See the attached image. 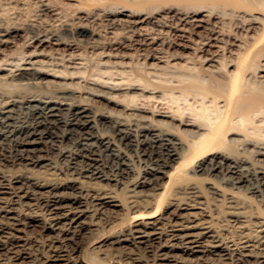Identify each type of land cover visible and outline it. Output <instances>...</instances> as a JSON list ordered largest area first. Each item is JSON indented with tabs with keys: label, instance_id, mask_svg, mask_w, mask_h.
Segmentation results:
<instances>
[{
	"label": "bare ground",
	"instance_id": "obj_1",
	"mask_svg": "<svg viewBox=\"0 0 264 264\" xmlns=\"http://www.w3.org/2000/svg\"><path fill=\"white\" fill-rule=\"evenodd\" d=\"M7 1L1 12L19 0ZM47 6L41 12H52ZM101 10L107 28L116 31L108 32L114 34L113 42L91 37L85 47L112 53L119 48L190 51L199 68L169 91L171 96L179 92L182 99L199 98V107L189 108L198 120L184 124L174 116L157 119L152 112L145 115L125 105L98 108L94 97L113 89L79 82L72 89L47 78L55 74L36 68L17 66V71L0 75V264H214L211 255L219 264H264V218L251 219L257 213L252 202L264 212V154L256 145L259 136L250 133L253 114L264 109V85L246 76L264 67V0H119ZM206 10L208 18L219 11L226 16L227 10L261 14L260 28L253 30L255 18H235L232 24L199 19ZM125 11H130L127 23L109 19ZM91 17L73 28L60 18L54 20L58 29L2 25L0 47L23 29L26 46L38 41L75 50L83 42L81 31L90 29ZM237 28L244 32H239L243 40L237 38ZM215 58L222 72L208 85L207 76L215 74L206 73L204 64ZM229 66H234L232 72ZM140 77L145 88L158 89ZM132 90L137 88L123 93ZM219 102H224L223 109ZM202 182L204 190L198 184ZM241 195L248 204L237 199ZM119 197L129 212V223L120 228L116 221L125 207ZM13 203L29 211L11 213L5 205ZM217 208L223 220L213 223ZM105 215L114 219L107 236L99 229ZM192 217L198 222L190 226ZM214 225L218 230L232 227L231 236L210 234L219 232ZM197 227L208 231L193 232ZM27 228L40 232L43 240L22 235ZM95 236L104 243L85 251V238ZM107 242L124 251L125 263L105 261L108 253L101 247ZM134 248L144 254L135 255Z\"/></svg>",
	"mask_w": 264,
	"mask_h": 264
},
{
	"label": "rangeland",
	"instance_id": "obj_2",
	"mask_svg": "<svg viewBox=\"0 0 264 264\" xmlns=\"http://www.w3.org/2000/svg\"><path fill=\"white\" fill-rule=\"evenodd\" d=\"M0 1V7H4L6 5V2L8 3L7 0ZM90 1L93 0H19L16 2H12L14 3V5L12 4L13 7L17 4L16 7H10L2 12L0 10V26L2 27L3 25L4 28L8 24L15 23L20 28L31 26L36 31H39V29L48 30L50 29V27L52 29L54 27H56L54 29H58L57 27L59 26L57 24H59V21H55H57V19L59 18L70 23L69 27L73 28L74 26H76V23H79V21L80 23L81 21H83V23L85 24L86 22H88V17L93 15V17L90 18L89 27L91 30L97 33V35L91 36V31L89 28L83 29L81 31L82 35L80 36V38L83 39V42H79L78 47L75 48V50L74 48L69 50L68 47L62 45L56 46L48 42L41 45L38 41L32 42L30 46H26V39H28L26 38L27 31H24L23 29L18 30L17 37H10L9 42L5 43L4 45H1L0 47V75L5 76L9 72L17 71V66H20V69L36 68L42 71H49L50 74H55V77L47 76L48 79L53 78L57 81L66 82L72 87V89L78 86V84H76L77 82L82 85L97 87V89H99V87L94 86L96 85L94 83L102 84L104 86H107L108 88L113 89L111 93H108L105 96L99 94L97 97H94V101H96L95 105L98 106V108L106 107L112 110H116V107L118 105H125L128 106L127 108L140 110L142 114L145 115H150L149 112H152L156 115L157 119H168V116H174L178 119H181L184 124H192L197 122L198 119L194 116V114L190 111L189 108L191 106L194 108H198L201 103V100L193 96H188L186 99H182L181 94L177 91L174 92V96H171V92L169 91L170 87L178 86L182 81L188 80V78H192L190 77V73L194 71V68H199L198 61L190 59V51H183L181 49H178L177 47H174L169 51L170 53L173 52V55H170V53H164L159 50L146 51L142 49L139 50V52H135L134 50L119 48V51L117 50L116 52L112 53L109 52V48L106 49V51L104 52L99 48L92 49L89 47H85V41H88L91 37L99 40L100 42H103V44H105V41L113 42V39L111 38L114 34L108 32H116L113 29L109 30V28H107L108 26L105 25V22H108L104 20L106 18H103V11L101 9L107 6L110 7L112 4L118 2L119 0H94L100 2V4H86ZM42 4H46V6L48 5L47 7L49 9L53 8L52 12H41L42 9L46 8V6H41ZM86 13H88V15L90 16H87ZM209 13L210 11H203L202 14L199 16V19H210V23L216 24L224 22L225 24H230L235 18L241 20H250L255 18V23L251 25L253 27V30H257L258 27L260 28V24L258 22H260V18H262L261 14L253 13L252 16L247 13L234 12L232 10H227L226 16H223V12L219 11V14H217L215 18H213L212 16L208 18ZM125 14L129 15L130 11H125L123 14L117 16H111L109 17V19L115 20V22L118 21L120 25L125 24L127 23V21L130 20V18ZM117 27L120 28L121 26ZM236 31L238 32L236 34L237 38L243 40V35L239 36V32H241L240 34H244V32L239 31V28H237ZM117 32L121 31L119 30ZM2 33L6 34L5 31H3ZM253 33L254 32H250L249 34L253 35ZM68 35L73 36L72 33H69ZM4 37L7 38V36ZM232 41H234V39H232ZM103 44H100L99 46ZM111 46H113V48H118V45H115L114 43H111ZM24 53L26 56L22 58ZM177 54H179V56L181 57H177ZM214 60L215 61H211L209 63L204 64L203 70H206V73L215 74L214 77L207 76L206 79L208 85H214V81H216L217 78H220L218 74L222 72V64L219 62L220 60H218L217 58H215ZM52 68L56 70H61L63 71V73L54 72L51 70ZM227 69L229 72H232L234 70V66H229ZM140 76L147 77V79L153 85L157 86L158 89H151L150 87L145 88L143 85L144 82L140 79ZM246 76L248 80L254 82L255 84L264 85V67L260 69L256 73V75L248 74ZM193 80L194 79H192V81ZM130 86L136 87L137 90H132L128 95L123 93L125 88H128ZM140 89H144L145 92L141 93ZM206 103L211 104L210 101H206ZM218 107L223 109L224 102H219ZM119 109L120 108H118L117 110ZM253 115L255 118V125L251 128L250 133L253 138L255 137V135L259 136L260 140L256 145L260 149H262V153L264 154V109L255 112ZM177 123L179 122L177 121ZM240 148H242V146H240ZM251 149H253V147H251ZM198 184L200 185H198L200 189L202 188V190H204L205 183L202 182ZM119 199L122 200L120 197ZM170 199L171 197L169 196L167 200L169 201ZM237 199L240 202H246L247 204L249 203V201H246V199L244 198V195L238 196ZM122 203L125 209H122L120 211L121 215H119V217L121 218L116 221V223H118L117 227L119 226L118 228L121 227L120 225L123 226L124 223L125 225L129 223V212L128 210H126L127 204H125L124 201ZM8 206L5 205V208L7 210H10L11 213L25 214L29 211L28 206L24 205L22 207L18 203H13L9 207ZM252 206L255 208H253L254 211L257 210V213L254 214L255 217L251 218L252 221L258 218L263 219L264 212H260L262 208L259 207V205L255 202L254 204L252 202ZM118 208L120 209V207ZM219 208L221 209V207ZM218 211V208L217 211H213V213H215L213 214V217H215L213 218V223H215L217 219H221L220 221L223 220V218L220 217L221 213L219 212V214ZM39 213L40 212H38L37 214ZM39 215L42 214L40 213ZM110 220L113 221V217L111 215H105L103 216L102 221H100V225H102L103 228L101 227L99 229L106 230H104L106 232L104 236H107L109 234L108 230L110 231L109 227L110 225H112H108V223H110ZM191 220H193V222L190 224V226L195 225L198 222V220H195V218L193 217L191 218ZM242 220H244V218ZM224 223L225 222H223V224ZM216 226L214 225V229H217L216 231L219 232H211L210 234H219L220 236H223V234H228L230 232L229 230L232 231V227L228 230H226V228L218 230L219 228H217ZM237 226H240V223L237 224ZM237 230H240V227ZM192 231L196 233L207 232L208 230L204 229V227H197L195 229H192ZM95 233L97 235H100L102 232L96 231ZM21 234H27V236L29 235L31 237H34L40 242L43 240L40 237V232H38L34 228H27V230H25V232H21ZM231 234L232 233H229L228 236H231ZM235 234L237 235L238 233ZM91 235L92 233H89L88 237H91ZM202 240H206V237ZM104 241L105 240L103 239V237L98 238L95 236V239L91 240L85 238L83 249L85 251H91L92 248L99 247L100 245H102ZM262 242H264V239H262ZM108 243L109 242H107L106 246L101 247V250H103L104 253H108V256H106L105 261H112L113 263L119 261V263H125V258H123L124 251L120 250V248L113 249L114 245H108ZM205 243H207V241H205ZM263 247L264 246H262V248ZM134 249L135 250L133 251H135V255L144 254L142 249L140 252L137 248ZM99 257L102 256L99 255ZM210 257L212 258L210 259L213 260L211 261L212 263H222L220 260L216 259V256L214 257L211 255ZM78 258L79 260L80 258H83L82 254H79ZM30 264L37 263L33 262ZM203 264L206 263L204 262Z\"/></svg>",
	"mask_w": 264,
	"mask_h": 264
}]
</instances>
